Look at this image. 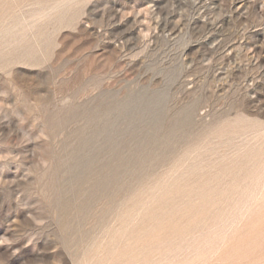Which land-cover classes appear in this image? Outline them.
Listing matches in <instances>:
<instances>
[{"label": "rangeland", "instance_id": "1", "mask_svg": "<svg viewBox=\"0 0 264 264\" xmlns=\"http://www.w3.org/2000/svg\"><path fill=\"white\" fill-rule=\"evenodd\" d=\"M0 264H264V0H0Z\"/></svg>", "mask_w": 264, "mask_h": 264}, {"label": "bare ground", "instance_id": "2", "mask_svg": "<svg viewBox=\"0 0 264 264\" xmlns=\"http://www.w3.org/2000/svg\"><path fill=\"white\" fill-rule=\"evenodd\" d=\"M92 176V175H91ZM98 179V178H97ZM104 182V181H103ZM89 185V184H88ZM102 190V189H101ZM106 195V194H105ZM110 204V203H109Z\"/></svg>", "mask_w": 264, "mask_h": 264}]
</instances>
